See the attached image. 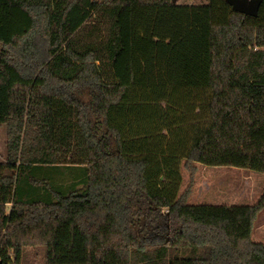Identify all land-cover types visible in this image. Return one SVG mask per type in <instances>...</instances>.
Returning <instances> with one entry per match:
<instances>
[{
    "label": "trees",
    "instance_id": "obj_1",
    "mask_svg": "<svg viewBox=\"0 0 264 264\" xmlns=\"http://www.w3.org/2000/svg\"><path fill=\"white\" fill-rule=\"evenodd\" d=\"M0 0V264H264L254 204L183 170L264 173V0Z\"/></svg>",
    "mask_w": 264,
    "mask_h": 264
},
{
    "label": "rangeland",
    "instance_id": "obj_2",
    "mask_svg": "<svg viewBox=\"0 0 264 264\" xmlns=\"http://www.w3.org/2000/svg\"><path fill=\"white\" fill-rule=\"evenodd\" d=\"M208 0H178L179 3H204ZM7 126L0 125V160L6 158ZM182 192L189 190V203L254 204L263 194L264 173L247 168L199 164L195 174L183 170ZM254 225L253 240L260 230Z\"/></svg>",
    "mask_w": 264,
    "mask_h": 264
},
{
    "label": "water",
    "instance_id": "obj_3",
    "mask_svg": "<svg viewBox=\"0 0 264 264\" xmlns=\"http://www.w3.org/2000/svg\"><path fill=\"white\" fill-rule=\"evenodd\" d=\"M256 0H234V9L249 15H255L257 12Z\"/></svg>",
    "mask_w": 264,
    "mask_h": 264
},
{
    "label": "crops",
    "instance_id": "obj_4",
    "mask_svg": "<svg viewBox=\"0 0 264 264\" xmlns=\"http://www.w3.org/2000/svg\"><path fill=\"white\" fill-rule=\"evenodd\" d=\"M257 226L259 227L257 230H260V232L259 235H257V240L255 241L264 242V210H262L257 217Z\"/></svg>",
    "mask_w": 264,
    "mask_h": 264
}]
</instances>
